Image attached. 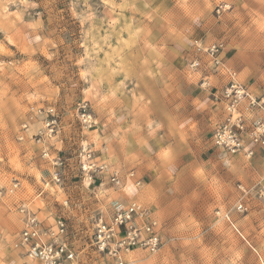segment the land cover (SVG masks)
Segmentation results:
<instances>
[{"label":"rangeland","instance_id":"rangeland-1","mask_svg":"<svg viewBox=\"0 0 264 264\" xmlns=\"http://www.w3.org/2000/svg\"><path fill=\"white\" fill-rule=\"evenodd\" d=\"M215 43L259 104L229 109L232 78L206 51ZM229 118L244 125L245 151L213 142ZM258 121L264 0H0V264H40L19 245L22 208L62 216L74 264H102L96 221L123 202L107 174L84 176L85 148L159 219L163 247L137 250L136 264H264Z\"/></svg>","mask_w":264,"mask_h":264},{"label":"built area","instance_id":"built-area-1","mask_svg":"<svg viewBox=\"0 0 264 264\" xmlns=\"http://www.w3.org/2000/svg\"><path fill=\"white\" fill-rule=\"evenodd\" d=\"M199 45V44H198ZM222 44L210 45L206 51L213 57L216 66L222 65L231 76L230 86L225 91L229 109L248 97L251 105L259 104L249 89L236 79V72L222 63L219 52ZM199 65L194 60L192 67ZM207 83V82H205ZM237 128H234V126ZM244 125L235 124L229 118L216 126L213 133L214 144L230 153L246 150L243 137ZM253 143L264 144V123L258 121L251 132ZM253 149L247 151L253 154ZM95 151L83 150L81 171L89 180H96L98 174H107L115 186L124 184L125 177L120 169L111 167L108 161L99 159ZM133 173V172H132ZM23 228L19 236V245L25 254L40 264H74L77 259L76 249L69 242V226L62 216H56L49 222L39 217L28 208L21 209ZM92 245L96 248L102 264H136L134 252L144 250L151 253L159 251L164 245V238L158 217L146 206L137 201L128 204L116 203L110 212L100 213L96 221Z\"/></svg>","mask_w":264,"mask_h":264},{"label":"crops","instance_id":"crops-1","mask_svg":"<svg viewBox=\"0 0 264 264\" xmlns=\"http://www.w3.org/2000/svg\"><path fill=\"white\" fill-rule=\"evenodd\" d=\"M230 69V68H229ZM231 70V69H230ZM224 79V78H223ZM205 93H207L208 95H209V92L208 91H203V92H201L200 93V95H204ZM206 94V95H207ZM200 95H198L195 99H198L200 102H202V100H201V98H200ZM206 96V98L208 99V100H203V106H211V109H212V105H211V99H209V96ZM194 99V100H195ZM205 101V102H204ZM195 114H196V117H195V119L193 120V121H197V124H198V122H201L202 121V119H200V114L199 113H197V112H194ZM209 118V121H211V119H212V116L210 115V117H208ZM204 119V118H203ZM205 119H207V118H205ZM204 121V120H203ZM106 149H107V146H106ZM116 187H120V188H118V189H114L115 191L114 192H112V197L114 196V197H116L117 199H119V200H121L123 203L122 204H128L131 200V194H132V187H133V185L131 184V183H129V182H126V179L124 180V184L123 185H121V186H116ZM132 188V189H131Z\"/></svg>","mask_w":264,"mask_h":264}]
</instances>
